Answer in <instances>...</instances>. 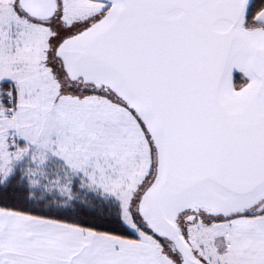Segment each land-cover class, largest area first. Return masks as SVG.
Here are the masks:
<instances>
[{
    "label": "snow or ice",
    "instance_id": "snow-or-ice-1",
    "mask_svg": "<svg viewBox=\"0 0 264 264\" xmlns=\"http://www.w3.org/2000/svg\"><path fill=\"white\" fill-rule=\"evenodd\" d=\"M0 264H264V0H0Z\"/></svg>",
    "mask_w": 264,
    "mask_h": 264
}]
</instances>
